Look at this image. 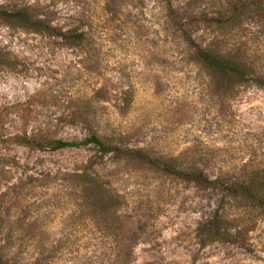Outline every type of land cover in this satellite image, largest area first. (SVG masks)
I'll list each match as a JSON object with an SVG mask.
<instances>
[{
  "label": "rangeland",
  "instance_id": "rangeland-1",
  "mask_svg": "<svg viewBox=\"0 0 264 264\" xmlns=\"http://www.w3.org/2000/svg\"><path fill=\"white\" fill-rule=\"evenodd\" d=\"M174 1L200 11L187 22L196 38L264 72V7ZM8 4L34 7L85 40L67 47L0 18V246L18 264H264V216L252 218L248 234L203 246L200 228L222 202L215 193L126 155L97 157L93 146L39 151L11 142L121 131L129 147L212 177L241 175L264 169V88L193 63L163 0H0ZM85 169L99 174L102 193L77 177Z\"/></svg>",
  "mask_w": 264,
  "mask_h": 264
},
{
  "label": "trees",
  "instance_id": "trees-1",
  "mask_svg": "<svg viewBox=\"0 0 264 264\" xmlns=\"http://www.w3.org/2000/svg\"><path fill=\"white\" fill-rule=\"evenodd\" d=\"M163 1L167 18L179 26L183 44L187 49L186 54L193 63L212 70L217 77L233 85L251 83L264 88V72L253 65L244 54L222 49L214 39L206 43L195 37L187 22L195 15L199 16L200 11L195 13L192 4L177 5L174 0ZM253 6H257L258 9L264 7V4L262 0H251L245 6L246 11L252 12ZM233 11L238 13L236 9ZM0 18L8 25L17 24L36 33L58 37L67 47H77L85 40L83 32L56 28L43 20L38 10L31 6L2 5ZM202 20L215 22L213 17L210 18L208 15L202 17ZM11 142L29 150L39 151L93 146L97 157L109 154L126 155L135 162L156 167L163 175L175 176L192 183L197 190L215 193L222 202L200 228L203 246L223 238L235 240L242 231L248 234L254 226L251 223L252 218L257 214L264 216V176L260 174L264 173V169H253L241 175L222 173L212 177L200 166L178 164L177 158L156 156L144 147H129L126 143V134L121 131L93 132L81 141L52 138L47 134H16ZM98 176V173L92 174L89 169L77 175L89 179L90 188L102 193L105 189L97 185L100 182ZM0 264H18V259L11 249L0 246Z\"/></svg>",
  "mask_w": 264,
  "mask_h": 264
}]
</instances>
